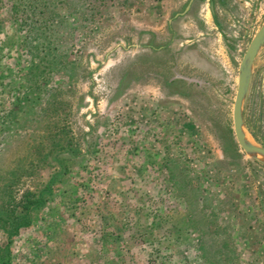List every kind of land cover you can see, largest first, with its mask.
Listing matches in <instances>:
<instances>
[{
  "label": "rangeland",
  "instance_id": "1",
  "mask_svg": "<svg viewBox=\"0 0 264 264\" xmlns=\"http://www.w3.org/2000/svg\"><path fill=\"white\" fill-rule=\"evenodd\" d=\"M188 1L0 0V264H264V0Z\"/></svg>",
  "mask_w": 264,
  "mask_h": 264
},
{
  "label": "water",
  "instance_id": "2",
  "mask_svg": "<svg viewBox=\"0 0 264 264\" xmlns=\"http://www.w3.org/2000/svg\"><path fill=\"white\" fill-rule=\"evenodd\" d=\"M263 44L264 24L251 41L240 65L238 90L233 109V121L235 135L241 148L248 156L264 164V146L255 142L249 136L244 120V104L252 79L254 61Z\"/></svg>",
  "mask_w": 264,
  "mask_h": 264
},
{
  "label": "flooded vegetation",
  "instance_id": "3",
  "mask_svg": "<svg viewBox=\"0 0 264 264\" xmlns=\"http://www.w3.org/2000/svg\"><path fill=\"white\" fill-rule=\"evenodd\" d=\"M202 1H204V0H189L187 2V4L185 5L183 12L179 13V16L182 18L188 17L190 14H192L197 9L198 3L202 2ZM220 2L222 3V5L227 4L226 0H220ZM211 10L213 13L215 12V0H211ZM172 23H173V21H171V24Z\"/></svg>",
  "mask_w": 264,
  "mask_h": 264
},
{
  "label": "trees",
  "instance_id": "4",
  "mask_svg": "<svg viewBox=\"0 0 264 264\" xmlns=\"http://www.w3.org/2000/svg\"><path fill=\"white\" fill-rule=\"evenodd\" d=\"M30 209H31L30 207H28V208L24 207L23 208V221H24L23 226H27L30 223V220H31V210ZM2 218H4L3 220L5 222H11L12 221L9 218V216H7V217H0V219H2Z\"/></svg>",
  "mask_w": 264,
  "mask_h": 264
}]
</instances>
